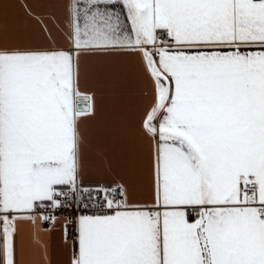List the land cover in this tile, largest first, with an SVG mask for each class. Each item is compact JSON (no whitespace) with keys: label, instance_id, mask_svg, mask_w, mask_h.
<instances>
[{"label":"snow or ice","instance_id":"obj_1","mask_svg":"<svg viewBox=\"0 0 264 264\" xmlns=\"http://www.w3.org/2000/svg\"><path fill=\"white\" fill-rule=\"evenodd\" d=\"M24 9L47 42L0 43V264L49 206L72 209L69 264H264V0H68L64 44ZM121 54L153 87L140 200L84 181L81 64Z\"/></svg>","mask_w":264,"mask_h":264},{"label":"crops","instance_id":"obj_2","mask_svg":"<svg viewBox=\"0 0 264 264\" xmlns=\"http://www.w3.org/2000/svg\"><path fill=\"white\" fill-rule=\"evenodd\" d=\"M68 0H0V43L42 46L46 35L41 24L27 15L28 5L52 30L55 41L64 44V5ZM86 0H80L81 7ZM126 12L122 5H100ZM130 27V24H129ZM80 89L94 94L96 115L81 124L85 184L115 185L134 181V198L145 199L146 183L141 168L147 142L139 124L151 102L153 87L143 72L139 57L132 54L92 57L82 62ZM65 224L58 219L42 230L35 222L17 221L16 264H69L72 247L65 240Z\"/></svg>","mask_w":264,"mask_h":264},{"label":"built area","instance_id":"obj_3","mask_svg":"<svg viewBox=\"0 0 264 264\" xmlns=\"http://www.w3.org/2000/svg\"><path fill=\"white\" fill-rule=\"evenodd\" d=\"M89 185L92 187L98 186L95 184H85V186H89ZM33 215L38 218V225H39V228L42 230H46V229L53 227L58 219H62L65 224V231H64L65 240L71 245L73 249L74 238L76 235L75 226L72 223H68V221L72 218V215H73L72 209H63V210L62 209H52L49 206L43 209L37 208L35 212L33 213ZM45 215L54 216L55 220H47V221L43 220L42 216H45ZM66 229H67V235H66Z\"/></svg>","mask_w":264,"mask_h":264}]
</instances>
